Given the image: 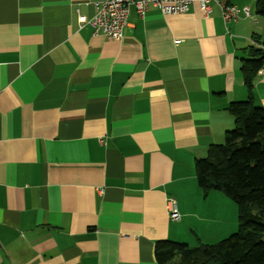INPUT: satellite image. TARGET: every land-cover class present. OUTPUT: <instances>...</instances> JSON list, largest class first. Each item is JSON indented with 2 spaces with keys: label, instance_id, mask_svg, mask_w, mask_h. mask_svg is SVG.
Returning <instances> with one entry per match:
<instances>
[{
  "label": "crops",
  "instance_id": "crops-1",
  "mask_svg": "<svg viewBox=\"0 0 264 264\" xmlns=\"http://www.w3.org/2000/svg\"><path fill=\"white\" fill-rule=\"evenodd\" d=\"M103 1L0 0V264H158V241L238 231L195 162L250 97L240 58L264 47L258 7L250 21V2L229 0L240 14L224 22L217 5L207 19L133 5L108 41L78 20ZM251 96L264 109V73Z\"/></svg>",
  "mask_w": 264,
  "mask_h": 264
},
{
  "label": "trees",
  "instance_id": "trees-1",
  "mask_svg": "<svg viewBox=\"0 0 264 264\" xmlns=\"http://www.w3.org/2000/svg\"><path fill=\"white\" fill-rule=\"evenodd\" d=\"M257 7L264 18V0H258ZM240 61L250 97L229 105L234 128L225 133L223 144L211 145L206 158L195 162L204 197L217 191L237 206L238 231L216 243L193 248L158 241V264H264V231L259 226H264V109L251 96L254 79L264 68V47H248L247 57Z\"/></svg>",
  "mask_w": 264,
  "mask_h": 264
},
{
  "label": "built area",
  "instance_id": "built-area-1",
  "mask_svg": "<svg viewBox=\"0 0 264 264\" xmlns=\"http://www.w3.org/2000/svg\"><path fill=\"white\" fill-rule=\"evenodd\" d=\"M135 6L140 16H144L149 6H153L164 15L186 14L191 10L197 12L198 18L207 19L212 14V5L221 9L224 22L237 21L240 10L229 3V0H104L96 5V14L88 19L79 15L81 27L90 25L94 35H101L108 41H119L123 38L124 29L128 26L131 6ZM242 13L251 17L249 7H244ZM264 73V68L258 71ZM169 216L172 221H179L180 215L174 201L168 202Z\"/></svg>",
  "mask_w": 264,
  "mask_h": 264
},
{
  "label": "rangeland",
  "instance_id": "rangeland-1",
  "mask_svg": "<svg viewBox=\"0 0 264 264\" xmlns=\"http://www.w3.org/2000/svg\"><path fill=\"white\" fill-rule=\"evenodd\" d=\"M239 1H245V0H239ZM250 3H249V5H247V6H250V8H251V10H252V17H251V19H250V21H254V17H256L257 15V11H256V8H257V6H256V2L258 1V0H248ZM234 205V204H233ZM260 226V230H262V231H264V226H262L261 227V225H259ZM176 242V241H175Z\"/></svg>",
  "mask_w": 264,
  "mask_h": 264
}]
</instances>
